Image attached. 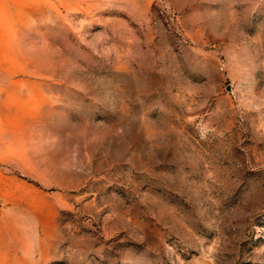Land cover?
Returning a JSON list of instances; mask_svg holds the SVG:
<instances>
[{
    "label": "rangeland",
    "instance_id": "rangeland-1",
    "mask_svg": "<svg viewBox=\"0 0 264 264\" xmlns=\"http://www.w3.org/2000/svg\"><path fill=\"white\" fill-rule=\"evenodd\" d=\"M0 264H264V0H0Z\"/></svg>",
    "mask_w": 264,
    "mask_h": 264
}]
</instances>
